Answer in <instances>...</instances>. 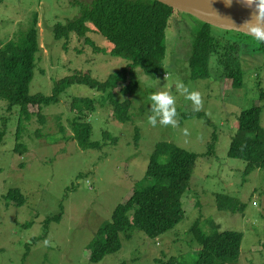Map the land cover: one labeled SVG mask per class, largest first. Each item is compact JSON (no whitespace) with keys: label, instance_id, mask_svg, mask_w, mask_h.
Wrapping results in <instances>:
<instances>
[{"label":"rangeland","instance_id":"rangeland-1","mask_svg":"<svg viewBox=\"0 0 264 264\" xmlns=\"http://www.w3.org/2000/svg\"><path fill=\"white\" fill-rule=\"evenodd\" d=\"M90 1L0 2V42L17 39L30 26L32 16H37L39 49L29 94L49 96L57 81L76 71L102 82L126 65L122 58L109 54L111 44L99 33L88 32L87 41L74 34L54 39V25L73 20ZM174 13L182 21L176 19V24L170 25L169 20L159 73L151 78L135 68L132 75L138 86L134 93L122 95L119 87L113 91L115 100L131 103L127 121L112 117V106L103 94L73 84L59 94L57 102L41 106L40 120L34 115L36 107H29L32 114L19 125L18 142L25 150L15 152L18 111L14 107L7 112L0 101V130L4 128L0 144V264H165L169 258L194 264L199 250L196 232L208 234L213 224L219 231L242 234L239 256L228 264H264V171L244 173L245 163L227 156L241 110L260 107L259 124L264 128V97L260 94L264 93V52L254 51L251 44L247 48L242 45L240 88L226 85L229 81L220 80L217 72L205 79H192L187 58L198 23L185 13ZM211 32L221 39L252 41L229 30L212 27ZM149 82L152 87L147 86ZM177 84L188 93L199 94V109L185 100L186 93ZM160 92L173 98V124L159 123L149 99ZM85 97L94 100V111L85 118L91 125L89 140L98 142V148L81 149L72 138L71 122L81 116L72 110L71 102ZM149 117H155V125L148 122ZM213 133L214 153L205 156ZM159 142L197 155L181 196L183 219L156 238L138 229L128 238L121 233L119 250L90 262L88 243L143 178ZM11 189L22 194V204L5 199ZM217 194L233 198L241 208L218 210ZM58 213L59 219H51Z\"/></svg>","mask_w":264,"mask_h":264},{"label":"trees","instance_id":"trees-1","mask_svg":"<svg viewBox=\"0 0 264 264\" xmlns=\"http://www.w3.org/2000/svg\"><path fill=\"white\" fill-rule=\"evenodd\" d=\"M174 12L178 11L156 0H92L83 6L81 13L73 20L65 24L56 23L53 27L54 39H67L70 34H74L87 41L88 32L99 33L111 44L109 54L120 57L127 63L102 82L91 78L87 73L76 71L71 76L57 81L49 96L31 95L28 92L35 54L39 49L36 14L32 16L30 26L17 39L0 42V101L5 103L7 112L14 107L18 111L14 151L25 150L18 142L19 125L32 114L29 107H36L34 115H38L40 120L41 106L57 102L59 94L73 84H82L103 94L112 106V117L120 122L127 121L131 103L128 100H115L113 91L119 87L122 95L134 93L138 86V81L132 75L135 68H139L144 75L151 78L159 73L165 56V32L169 20H172L170 25L173 22L176 24V19L182 21L179 16L172 17ZM184 15L198 23L187 58L190 77L205 79L211 72H217L220 80L229 81L226 85L240 88L242 45L247 48L251 44L254 51L264 52V42L245 34L241 35L251 38L252 41L245 40L244 43L217 38L211 32L212 26L188 14ZM260 94L264 97V93ZM71 108L82 117L76 116L71 122L73 140L81 149L98 148V142L89 140L91 125L86 120L94 111V100L89 97L74 98ZM259 117L260 107L256 105L241 110L237 116V129L230 138L227 156L242 160L245 163L244 173L254 169L264 171V128L259 124ZM59 129L63 131L62 127ZM3 137L4 128L0 130V144ZM214 140L213 133L205 156L214 153ZM196 158V154L172 143H156L143 178L134 184L127 200L114 208L110 220L98 228L88 243V260L98 262L105 255L119 250L121 233H125L128 238L132 230L138 229L149 238H156L182 220L184 210L181 196L188 187ZM4 197L17 205L23 203V196L17 189L9 190ZM235 202L237 201L229 196L215 195L218 210L235 211L241 208V205ZM59 217L60 213L51 219L57 220ZM51 219H47V222ZM195 239L199 250L194 264H228L239 256L242 234L235 231H219L213 224L210 233L197 231ZM165 264L181 263L176 258H169Z\"/></svg>","mask_w":264,"mask_h":264},{"label":"water","instance_id":"water-1","mask_svg":"<svg viewBox=\"0 0 264 264\" xmlns=\"http://www.w3.org/2000/svg\"><path fill=\"white\" fill-rule=\"evenodd\" d=\"M173 10L188 14L212 27L245 35L249 31L242 26L253 20L256 9L257 20L264 16V0H156Z\"/></svg>","mask_w":264,"mask_h":264},{"label":"clouds","instance_id":"clouds-1","mask_svg":"<svg viewBox=\"0 0 264 264\" xmlns=\"http://www.w3.org/2000/svg\"><path fill=\"white\" fill-rule=\"evenodd\" d=\"M226 2H230V0H226ZM257 11L258 10L256 9L252 22L243 25L242 30L249 31L258 41L264 42V16H260L257 20ZM147 86L152 87L150 82ZM176 87L186 93L184 97L185 100L191 101L194 108L199 109L200 97L198 93H188L187 89L184 88L182 84H177ZM149 99L153 102V106L156 109V115L159 116V123L161 125L173 124L175 122L173 119L175 117V109L172 107L174 101L171 96L167 93L160 92L150 95ZM148 122L155 125V117H149Z\"/></svg>","mask_w":264,"mask_h":264},{"label":"crops","instance_id":"crops-1","mask_svg":"<svg viewBox=\"0 0 264 264\" xmlns=\"http://www.w3.org/2000/svg\"><path fill=\"white\" fill-rule=\"evenodd\" d=\"M172 17H176V15H175V14H173V15H172Z\"/></svg>","mask_w":264,"mask_h":264},{"label":"bare ground","instance_id":"bare-ground-1","mask_svg":"<svg viewBox=\"0 0 264 264\" xmlns=\"http://www.w3.org/2000/svg\"><path fill=\"white\" fill-rule=\"evenodd\" d=\"M239 1H243V0H239Z\"/></svg>","mask_w":264,"mask_h":264}]
</instances>
